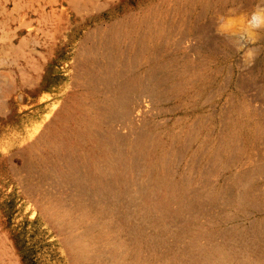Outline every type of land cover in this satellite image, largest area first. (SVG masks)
Returning a JSON list of instances; mask_svg holds the SVG:
<instances>
[{
  "label": "rangeland",
  "instance_id": "1",
  "mask_svg": "<svg viewBox=\"0 0 264 264\" xmlns=\"http://www.w3.org/2000/svg\"><path fill=\"white\" fill-rule=\"evenodd\" d=\"M259 2L0 0V264H264Z\"/></svg>",
  "mask_w": 264,
  "mask_h": 264
},
{
  "label": "clouds",
  "instance_id": "2",
  "mask_svg": "<svg viewBox=\"0 0 264 264\" xmlns=\"http://www.w3.org/2000/svg\"><path fill=\"white\" fill-rule=\"evenodd\" d=\"M261 29H264V0H260L250 13L246 28L229 37L231 46L242 53V68L244 69L251 67L259 54V49H254L250 45L254 42V33Z\"/></svg>",
  "mask_w": 264,
  "mask_h": 264
},
{
  "label": "bare ground",
  "instance_id": "3",
  "mask_svg": "<svg viewBox=\"0 0 264 264\" xmlns=\"http://www.w3.org/2000/svg\"><path fill=\"white\" fill-rule=\"evenodd\" d=\"M35 13V12H34ZM22 24V23H21ZM33 82V81H32ZM66 105V104H65ZM4 106H5V104H4ZM5 108V107H4ZM59 114V113H58ZM58 114L54 117V118H52V121L47 125V127L44 129H42L41 131H40V133L35 137V139H34V142L31 144V145H29L30 147L29 148H31L32 146H34L36 143H39V142H41L42 140H44V134H45V132L47 131V129H48V127H50L51 125H53V123L54 122H59V120H58V118L60 117V116H58ZM65 122V121H64ZM60 123V122H59ZM49 130V129H48ZM36 133V130H33L32 132H31V134L30 135H33V134H35ZM54 135V134H53ZM53 135H52V137H53ZM48 136H49V134H48ZM47 136V137H48ZM51 137V138H52Z\"/></svg>",
  "mask_w": 264,
  "mask_h": 264
}]
</instances>
